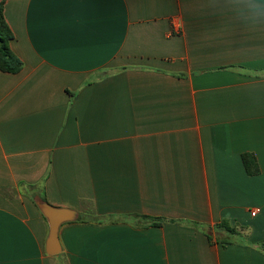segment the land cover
I'll use <instances>...</instances> for the list:
<instances>
[{
  "label": "crops",
  "instance_id": "crops-1",
  "mask_svg": "<svg viewBox=\"0 0 264 264\" xmlns=\"http://www.w3.org/2000/svg\"><path fill=\"white\" fill-rule=\"evenodd\" d=\"M0 2L22 61L0 72V264H58L36 195L98 219L62 225L60 264H264V18L236 0Z\"/></svg>",
  "mask_w": 264,
  "mask_h": 264
},
{
  "label": "trees",
  "instance_id": "trees-1",
  "mask_svg": "<svg viewBox=\"0 0 264 264\" xmlns=\"http://www.w3.org/2000/svg\"><path fill=\"white\" fill-rule=\"evenodd\" d=\"M13 39V33L4 18L3 2H0V72L15 75L21 71L22 61L12 52L10 48V43ZM241 160L244 170L248 176H256L260 173L254 155L248 153L242 154ZM82 204H84L87 209L84 214L80 215L78 222L86 224L97 221V217H94V209L91 206V209L89 207L90 203L85 205L87 203L83 202ZM156 225H158V223H156ZM218 229H223L229 233L235 232V229L231 228L225 222H222L220 225H218Z\"/></svg>",
  "mask_w": 264,
  "mask_h": 264
},
{
  "label": "water",
  "instance_id": "water-1",
  "mask_svg": "<svg viewBox=\"0 0 264 264\" xmlns=\"http://www.w3.org/2000/svg\"><path fill=\"white\" fill-rule=\"evenodd\" d=\"M33 201L42 216L45 218L48 226L45 252L49 256L58 255L62 252V247L59 241V230L64 224L77 221L79 213L68 208L54 207L38 195L34 196Z\"/></svg>",
  "mask_w": 264,
  "mask_h": 264
},
{
  "label": "clouds",
  "instance_id": "clouds-1",
  "mask_svg": "<svg viewBox=\"0 0 264 264\" xmlns=\"http://www.w3.org/2000/svg\"><path fill=\"white\" fill-rule=\"evenodd\" d=\"M240 6V11L247 18L259 20L264 18V4H260L258 0H236Z\"/></svg>",
  "mask_w": 264,
  "mask_h": 264
},
{
  "label": "rangeland",
  "instance_id": "rangeland-1",
  "mask_svg": "<svg viewBox=\"0 0 264 264\" xmlns=\"http://www.w3.org/2000/svg\"><path fill=\"white\" fill-rule=\"evenodd\" d=\"M53 257H54L53 259L56 260L58 262V264H60L59 261L61 262V259H63L62 254H58V255L53 256Z\"/></svg>",
  "mask_w": 264,
  "mask_h": 264
},
{
  "label": "built area",
  "instance_id": "built-area-1",
  "mask_svg": "<svg viewBox=\"0 0 264 264\" xmlns=\"http://www.w3.org/2000/svg\"><path fill=\"white\" fill-rule=\"evenodd\" d=\"M177 31H178V30H177ZM256 212H257V211H253V212L251 213V215L254 216V215L256 214Z\"/></svg>",
  "mask_w": 264,
  "mask_h": 264
}]
</instances>
